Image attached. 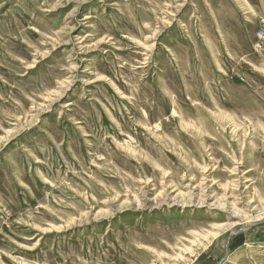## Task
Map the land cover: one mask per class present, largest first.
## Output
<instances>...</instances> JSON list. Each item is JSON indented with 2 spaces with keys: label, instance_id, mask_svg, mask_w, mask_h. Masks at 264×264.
Returning a JSON list of instances; mask_svg holds the SVG:
<instances>
[{
  "label": "rangeland",
  "instance_id": "rangeland-1",
  "mask_svg": "<svg viewBox=\"0 0 264 264\" xmlns=\"http://www.w3.org/2000/svg\"><path fill=\"white\" fill-rule=\"evenodd\" d=\"M0 264H264V0H0Z\"/></svg>",
  "mask_w": 264,
  "mask_h": 264
},
{
  "label": "bare ground",
  "instance_id": "bare-ground-1",
  "mask_svg": "<svg viewBox=\"0 0 264 264\" xmlns=\"http://www.w3.org/2000/svg\"><path fill=\"white\" fill-rule=\"evenodd\" d=\"M68 106V105H67Z\"/></svg>",
  "mask_w": 264,
  "mask_h": 264
}]
</instances>
